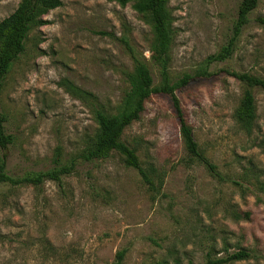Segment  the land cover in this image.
I'll return each mask as SVG.
<instances>
[{
  "label": "rangeland",
  "instance_id": "374dc122",
  "mask_svg": "<svg viewBox=\"0 0 264 264\" xmlns=\"http://www.w3.org/2000/svg\"><path fill=\"white\" fill-rule=\"evenodd\" d=\"M20 1L0 0V21ZM61 1L6 79L0 111L15 141L0 158L13 178L46 172L58 156L77 167L61 184H0V264H113L119 252L122 264H205L208 253L227 259L240 250L251 258L224 264H264V89H253L257 120L248 135L235 118L246 86L227 72L264 78V0L207 77L197 73L233 38L242 0L170 1L169 77H193L177 96L220 178L189 154L171 97L156 93L122 136L155 170L156 191L117 152L82 159L99 131L94 105L117 114L129 89L127 44L162 83L150 19L134 2Z\"/></svg>",
  "mask_w": 264,
  "mask_h": 264
},
{
  "label": "trees",
  "instance_id": "16d2710c",
  "mask_svg": "<svg viewBox=\"0 0 264 264\" xmlns=\"http://www.w3.org/2000/svg\"><path fill=\"white\" fill-rule=\"evenodd\" d=\"M111 1H115L122 6L134 2V8L139 13L149 17L155 35V41L152 45V59L160 67L162 83L160 86L155 85L154 77L146 58L138 57L126 43L134 61L133 71L125 73L129 89L124 95L120 111L117 114L109 115L97 104L94 105L93 108L99 131L95 139L90 142L87 149L82 153V159L85 161L105 160L113 152H117L124 158L126 165L138 171L143 182L151 190L156 191L157 184L153 175L155 170L147 169L141 164L136 149L123 142L122 136L129 126L140 120L149 98L153 94L163 93L169 95L172 99L179 120L181 134L189 154L198 163L205 165L213 176L220 178L217 166L201 150L177 96V91L188 85L193 77L187 74L175 82L171 81L169 77L170 50L175 34L173 17L168 7L171 0ZM259 3L260 0L241 1L234 24L233 38L219 53L206 58L197 73L198 75L211 76L209 72L211 66L231 56L239 35L249 23L250 15L257 9ZM62 5L63 2L61 0H21L17 9L10 16L0 21V95L13 66L26 51L27 41L31 32L48 24L45 16ZM227 72L246 86L241 104L235 112V118L246 133L251 135L257 120V107L253 89H264V78L249 73ZM76 94L82 98L88 96L87 92L79 89H76ZM6 124L7 119L0 111V149L3 151L8 149L15 141V137L7 131ZM6 159V154L0 158V184L9 183L13 186L27 184L40 186L46 180L61 184L62 178L73 174L77 167L76 160H72L70 164H63L58 156L55 160L54 168L46 172L27 175L22 178H13L6 172ZM124 256L125 252H119L113 264H122ZM249 258H251V254L245 250L233 253L227 259L213 258L212 254L208 253V259L205 264H224Z\"/></svg>",
  "mask_w": 264,
  "mask_h": 264
}]
</instances>
